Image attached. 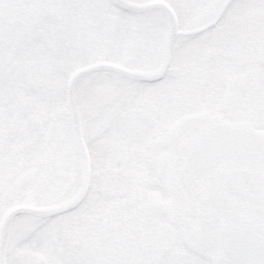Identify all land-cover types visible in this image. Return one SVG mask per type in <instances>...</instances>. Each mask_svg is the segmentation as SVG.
Wrapping results in <instances>:
<instances>
[{
    "label": "snow or ice",
    "instance_id": "6c2138e0",
    "mask_svg": "<svg viewBox=\"0 0 264 264\" xmlns=\"http://www.w3.org/2000/svg\"><path fill=\"white\" fill-rule=\"evenodd\" d=\"M0 264H264V0H0Z\"/></svg>",
    "mask_w": 264,
    "mask_h": 264
}]
</instances>
